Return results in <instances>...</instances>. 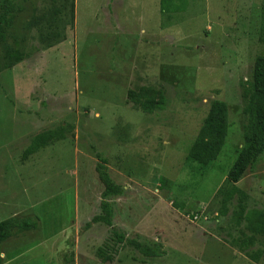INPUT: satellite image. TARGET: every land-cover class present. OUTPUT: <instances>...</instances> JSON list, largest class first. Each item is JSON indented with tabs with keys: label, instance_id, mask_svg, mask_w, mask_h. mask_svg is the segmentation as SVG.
<instances>
[{
	"label": "rangeland",
	"instance_id": "1",
	"mask_svg": "<svg viewBox=\"0 0 264 264\" xmlns=\"http://www.w3.org/2000/svg\"><path fill=\"white\" fill-rule=\"evenodd\" d=\"M184 4L162 13L159 0H0V220L14 223L2 264H264V236L244 249L256 262L238 248L251 233L235 191L247 212L264 210V152L227 180L244 144V82L264 54V0ZM130 93L165 103L144 113ZM215 100L229 128L198 176L186 156ZM60 128L63 138L22 158L37 134ZM96 155L124 188L108 197L114 228L161 256L86 227L102 201ZM24 219L36 228L20 231Z\"/></svg>",
	"mask_w": 264,
	"mask_h": 264
},
{
	"label": "trees",
	"instance_id": "2",
	"mask_svg": "<svg viewBox=\"0 0 264 264\" xmlns=\"http://www.w3.org/2000/svg\"><path fill=\"white\" fill-rule=\"evenodd\" d=\"M184 5V0H159V7L162 13L181 12ZM2 39L3 29L0 27V40ZM129 98L134 104L133 106L144 113H152L155 110H160L165 103V98L161 93H159L157 100L147 96L138 97L131 93ZM241 98L242 113L244 115V123L242 126L244 144L227 174V180L232 182L237 181L242 172L252 165V163L264 152V54L255 59L250 75L244 82ZM228 128L227 104L220 100L213 101L186 156L187 163L194 166L196 175L203 176L217 159L224 145ZM63 133V129L60 128L57 131L37 134L32 143L24 150L22 158H26L28 155L35 153L39 148L45 146L49 140L63 138ZM96 157L98 162L95 170L99 181L103 185V191L101 193L102 201L100 203V213L94 215L91 220L85 224L86 227L89 228L92 224L97 223L103 224L110 228L116 244L132 247L146 257L161 256L163 251L159 249V246H148L137 240L126 239L125 234H122L114 228L112 208L108 201V197L123 195L124 188L114 183L110 178L107 172L106 159L99 155H96ZM162 179L163 178H161V180ZM235 191L239 195L237 217L238 219H245L247 221L246 227L251 233L248 240L242 242L243 245H239L238 248L248 259L256 262L259 257L258 252H249L244 249L246 246L252 244L256 236H264V210L255 209L247 212L245 203L246 194L238 189ZM172 205L177 208L174 202H172ZM16 224L22 232L35 229L37 226L36 221L31 219H24ZM13 226L14 223L9 219L0 220V245L10 238V228ZM97 255L104 263L112 261V256L110 254L106 255L101 250L97 252ZM2 262L3 258L0 256V264H2Z\"/></svg>",
	"mask_w": 264,
	"mask_h": 264
}]
</instances>
